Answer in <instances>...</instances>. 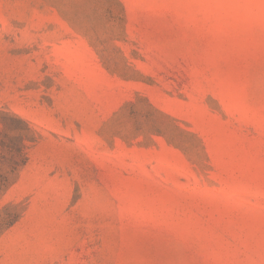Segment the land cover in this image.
Masks as SVG:
<instances>
[{
  "label": "rangeland",
  "instance_id": "1",
  "mask_svg": "<svg viewBox=\"0 0 264 264\" xmlns=\"http://www.w3.org/2000/svg\"><path fill=\"white\" fill-rule=\"evenodd\" d=\"M0 111V264H264V0H0Z\"/></svg>",
  "mask_w": 264,
  "mask_h": 264
},
{
  "label": "trees",
  "instance_id": "2",
  "mask_svg": "<svg viewBox=\"0 0 264 264\" xmlns=\"http://www.w3.org/2000/svg\"><path fill=\"white\" fill-rule=\"evenodd\" d=\"M0 123L2 125V137L0 138V171L6 170L9 174H14L26 164L27 157L23 153L24 139L22 136L12 138V132L20 131L23 135L31 132L29 123L17 115L0 111ZM11 178L8 175L0 176V191L10 185ZM3 224L0 222V230Z\"/></svg>",
  "mask_w": 264,
  "mask_h": 264
}]
</instances>
